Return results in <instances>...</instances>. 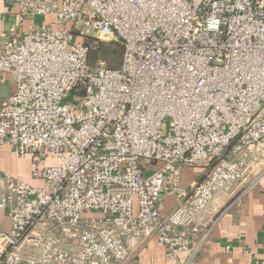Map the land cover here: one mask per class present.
<instances>
[{
  "label": "built area",
  "instance_id": "built-area-1",
  "mask_svg": "<svg viewBox=\"0 0 264 264\" xmlns=\"http://www.w3.org/2000/svg\"><path fill=\"white\" fill-rule=\"evenodd\" d=\"M15 2L21 23L50 21L0 38L15 82L0 147L30 154L39 182L0 167V264H125L126 240L149 238L193 264L216 195L238 202L264 180V0ZM87 36L119 41L118 66L91 60Z\"/></svg>",
  "mask_w": 264,
  "mask_h": 264
},
{
  "label": "crops",
  "instance_id": "crops-1",
  "mask_svg": "<svg viewBox=\"0 0 264 264\" xmlns=\"http://www.w3.org/2000/svg\"><path fill=\"white\" fill-rule=\"evenodd\" d=\"M36 18L19 21L15 0H0V38L20 39ZM15 89V82L8 73H0V101ZM33 157H19L9 145L0 147V167L3 171L31 184L38 181L31 177ZM204 167H191L182 172L181 185L189 188L203 174ZM172 199L166 198V210ZM222 214L210 232L203 247L196 253L193 264H264V180L249 190L238 202L218 193L202 213L206 220L217 209ZM9 217L0 208V230L9 229ZM130 256L125 264H172L165 259L166 248L156 238L144 241L126 240Z\"/></svg>",
  "mask_w": 264,
  "mask_h": 264
},
{
  "label": "rangeland",
  "instance_id": "rangeland-1",
  "mask_svg": "<svg viewBox=\"0 0 264 264\" xmlns=\"http://www.w3.org/2000/svg\"><path fill=\"white\" fill-rule=\"evenodd\" d=\"M44 21H50V18H47L45 16H39L36 17V22L35 23H41ZM79 40H83L84 42H89L92 43L93 46H95L92 49V60L95 61L96 58H104L106 59L107 63L111 67H116L119 64L121 54H122V45L120 44L119 41L116 40H111V41H102V40H97L98 47L95 45V39L93 38L92 40L90 37H84L80 38ZM168 125V119L164 120L163 122V127L167 129ZM165 130V129H164ZM43 163V162H42Z\"/></svg>",
  "mask_w": 264,
  "mask_h": 264
},
{
  "label": "trees",
  "instance_id": "trees-1",
  "mask_svg": "<svg viewBox=\"0 0 264 264\" xmlns=\"http://www.w3.org/2000/svg\"><path fill=\"white\" fill-rule=\"evenodd\" d=\"M87 37H88V38L90 37L91 40L93 39L92 36H87ZM98 43H100V42H97V43H96V45H97L96 47H98ZM89 56H90V59L92 60V57H91V56H92V50L90 51Z\"/></svg>",
  "mask_w": 264,
  "mask_h": 264
}]
</instances>
